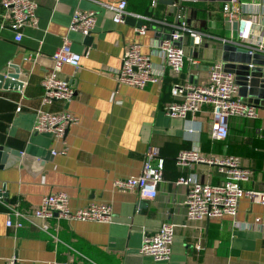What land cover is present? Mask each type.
I'll return each instance as SVG.
<instances>
[{"label": "crops", "instance_id": "0c3cea01", "mask_svg": "<svg viewBox=\"0 0 264 264\" xmlns=\"http://www.w3.org/2000/svg\"><path fill=\"white\" fill-rule=\"evenodd\" d=\"M34 1L38 22L24 27L20 42L9 26L8 10L0 3V74L17 67L25 82L21 89L0 87V146L22 152L19 161L0 167V192L8 198H0V264L14 257L32 264L54 260L70 264H264V204L243 196L235 217L189 221L188 187L177 181L185 177L218 183L224 175L205 164L182 169L175 161L182 150L193 148L214 156L238 155L253 170L243 186L264 190V107L256 106V118H230L224 140L211 138L209 107L188 119L168 116L164 109L172 99L175 82L206 83L211 64L224 65V40L234 38L238 28L237 22L230 23L224 16L223 5L228 0H174L172 5L163 0L156 4L129 0L130 12L151 17L144 22L148 25L144 34L137 32L133 22H115L113 12L98 3L115 0ZM77 9L97 12L92 45L81 32L70 29ZM178 14L196 35L186 34L184 68L174 74L155 44L171 34ZM66 35L72 49L82 54L78 71L70 64H63L60 71L61 77L73 81L76 94L68 104L56 102L43 108L66 109L79 117V123L68 128L67 151L54 155L52 150H60L62 142L50 133L35 132L34 124L36 110L42 107L41 82L53 69V55ZM252 35L254 41L264 36V16L255 22ZM133 42H139L142 52L150 55L158 75L157 82L144 88L119 83L115 72ZM19 103L21 112H17ZM150 145L159 147L164 158V180L157 196L141 198L136 190L115 189L116 178L141 173ZM60 191L69 195L72 210L93 202L110 204L111 221L33 216L45 195ZM10 207L30 216L23 219L22 227L7 225ZM168 222L178 224L170 260L142 256L139 249L144 234Z\"/></svg>", "mask_w": 264, "mask_h": 264}, {"label": "built area", "instance_id": "2783aa9c", "mask_svg": "<svg viewBox=\"0 0 264 264\" xmlns=\"http://www.w3.org/2000/svg\"><path fill=\"white\" fill-rule=\"evenodd\" d=\"M154 4L158 0H151ZM129 0H115V2H99L104 8L113 12V20L122 23L129 15L151 21V17L134 14L128 10ZM2 7L10 14L9 26L15 33V40L20 42L26 25H36L38 22V3L34 0H0ZM223 13L228 22H237L238 28L234 38L225 42L237 43L245 46L251 54L264 53V36L253 40V28L258 18L264 16V0H228L223 5ZM97 25V12L93 9H77L71 20L70 29L79 31L84 36L93 34ZM148 25L137 28L139 34H144ZM186 34L196 35L180 14L172 25L169 36L162 38L155 44V50L164 59L165 64L174 74H180L184 68L186 52L184 38ZM82 54L72 49L71 40L66 35L63 43L53 55L54 67L46 74L41 84L43 95L42 107L36 110L34 131L50 133L62 142L60 150H52V154L64 153L68 149L66 134L68 128L79 123V117L64 109L58 111L43 108L56 102L70 103L76 94L73 81L61 77L63 64H70L76 71L80 68ZM119 83L144 88L148 83L157 82L158 75L154 71L150 55L144 54L139 42H133L125 50L121 66L115 70ZM23 82V81H22ZM25 82H23L24 87ZM172 99L164 109L168 116L188 119L189 116L201 112L209 107L212 114L210 135L213 140H224L229 134V120L232 117L256 118L257 107L239 97V85L236 76L227 70L221 62H214L210 66L206 83L193 80L175 82L171 88ZM23 110L21 103L17 112ZM182 169L194 168L196 164L213 166L224 175L218 183L192 181L181 177L177 183L188 187L186 218L189 221H201L212 217L238 214L239 201L248 196L253 202L264 204V190L246 189L243 184L250 181L253 170L245 166L238 155L228 154L214 156L203 154L198 148L182 150L175 159ZM164 180V158L159 147L148 146L142 171L137 176L119 177L113 182L117 190H136L141 198L154 199L158 194V185ZM69 195L65 191L50 193L43 197L33 216L41 219L53 217L69 221H97L110 222L112 206L108 203L93 202L88 206L72 210L69 205ZM7 220L8 226L17 228L23 226V219L30 216L18 208L10 207ZM13 216L17 219L13 220ZM178 224L168 222L157 231L144 234L139 252L142 256H149L155 261H169L173 244V237ZM48 230V226H44ZM198 250L202 248L200 240L196 243ZM4 264H32L28 261L10 258ZM47 264H70L68 261L54 260Z\"/></svg>", "mask_w": 264, "mask_h": 264}, {"label": "water", "instance_id": "95a60500", "mask_svg": "<svg viewBox=\"0 0 264 264\" xmlns=\"http://www.w3.org/2000/svg\"><path fill=\"white\" fill-rule=\"evenodd\" d=\"M173 4L174 0H163ZM126 21L133 22L137 27L144 25V19L129 15ZM85 42L92 45L93 35L85 36ZM223 61L227 70L236 76L239 85V95L257 107H264V53L251 54L248 49L237 43L226 42L223 46ZM72 81V80H71ZM23 82L19 68L14 71L0 74V87L5 89H21ZM243 99V100H244ZM10 155L11 160H9ZM22 152L7 146H0V167H9L20 160ZM6 193L0 192V198L8 200Z\"/></svg>", "mask_w": 264, "mask_h": 264}, {"label": "trees", "instance_id": "16d2710c", "mask_svg": "<svg viewBox=\"0 0 264 264\" xmlns=\"http://www.w3.org/2000/svg\"><path fill=\"white\" fill-rule=\"evenodd\" d=\"M229 135V134H228ZM228 137V136H227Z\"/></svg>", "mask_w": 264, "mask_h": 264}]
</instances>
